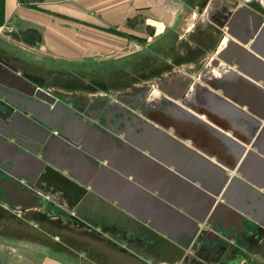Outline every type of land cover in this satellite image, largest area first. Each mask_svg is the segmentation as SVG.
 Returning a JSON list of instances; mask_svg holds the SVG:
<instances>
[{
  "label": "crops",
  "instance_id": "0c3cea01",
  "mask_svg": "<svg viewBox=\"0 0 264 264\" xmlns=\"http://www.w3.org/2000/svg\"><path fill=\"white\" fill-rule=\"evenodd\" d=\"M263 10L264 0H41L32 6L4 0L0 63L36 82L56 102L60 92L66 94L61 106L63 134L83 149L77 167L84 166L82 176L71 173V178L98 204L89 193L93 186L99 196V190L109 193L112 185L114 205L120 195H126L127 206L135 214L148 221L151 217L146 211H153L155 219L160 215L157 220L162 226L156 236L167 238L173 228L185 240L193 226L167 217L166 210L157 209L146 195H140L138 208L133 207L134 188L107 173L105 165L111 163L127 174L128 181L137 178L156 194L165 176L155 172L158 168L145 155L154 154L179 177L197 182L222 176L219 169L229 178L240 176L234 171L228 174L224 162L246 160L248 178L243 181L248 187L237 182L231 187V195L241 204L231 202L236 207L232 209L240 212V218L231 214V225L234 231L237 223L239 230L226 244L240 245L241 255L231 254L229 263L264 264V162L248 154L250 145L244 139L254 131L252 127L249 133V121H259L256 113L264 112ZM21 30L36 32L40 39L25 43L15 38ZM252 31L255 35L249 38ZM24 151L30 152L15 139L0 140V164L16 170L13 174H20L22 183L34 171L31 164L28 169L21 166ZM151 181L159 186L152 188ZM171 187L168 184L166 190L174 195ZM181 188L175 189L181 208L187 206L185 202L198 208L197 196L183 195ZM11 196V202L0 197V212L12 209L24 215L18 209L22 196ZM112 215L115 221L126 223ZM251 217L254 224L246 223ZM6 223L7 216H0V226ZM128 223L139 232L136 247L122 249L118 246L123 244L117 242L111 243L116 248L110 251L86 249L79 254L86 260L79 263L61 254L41 256L34 249L19 252L20 246L9 253L8 235L0 232V264H180L182 254L196 256L197 264H220L216 258L220 251L212 253L210 248L209 253L197 255L191 245L185 251L180 243L169 245L170 260L163 258L160 244L142 242L147 226ZM199 226L209 228L204 222Z\"/></svg>",
  "mask_w": 264,
  "mask_h": 264
},
{
  "label": "flooded vegetation",
  "instance_id": "af4514ba",
  "mask_svg": "<svg viewBox=\"0 0 264 264\" xmlns=\"http://www.w3.org/2000/svg\"><path fill=\"white\" fill-rule=\"evenodd\" d=\"M251 33L254 34L253 31ZM261 34L264 36V32ZM28 81L32 85L36 84V82L30 79ZM19 85L21 86L20 83ZM25 88H28V90L31 89L30 86H26ZM31 97L35 98L34 96H30V98ZM65 98H67L66 94L60 92V101H62V104L66 103ZM8 99H10L12 102H9ZM22 100H24V98L21 95L9 92L8 89L4 88L3 85L0 84V127L5 128L4 124L6 123V117L9 114L14 113V111L18 112L17 117L21 120L22 125L24 122L28 124L27 129H24L22 125L18 126V129L21 130L23 134L18 133L14 128H11L5 129L6 133L3 132L2 136L5 139H15L19 144L22 143L21 145L25 150H29L27 146L34 149L35 151H37V155L46 160V165L42 168L40 174L37 177H26L25 182L23 183L26 187H32L38 190L45 196L46 200L43 205L29 206L22 204L18 209L24 211V216H27L32 220H36L40 224L48 227L50 231L56 232L60 235L62 231L71 232V230L77 228L82 229L87 233L93 234L99 238L108 239L112 243L118 242V240L116 239L118 236L129 238V240L133 242L135 239V235L139 232L135 231V228L131 223H120L118 221H115V217L113 215H109L108 213H106L105 215L100 214V212H104V209L99 210L98 203H96L94 200L91 201L89 199V196H87V194H84L83 192L78 198V189L72 183L68 182L65 178L52 170V168L56 166L61 168L63 174L66 173V175H71V173H75L76 175L78 174L79 176H82L81 174L83 172L82 169H84V166L80 165L81 169H79L81 171L77 169L79 157L76 154L74 147L69 145L63 146V148L61 149L63 156H60L57 151H55L57 146L60 147L61 145L55 140L56 135L60 134L57 130L52 129L50 134L45 137V139L49 140L52 144L50 148L47 149L45 145L38 142L44 138L43 134L39 131V128L36 127V124L34 122L35 118L30 112L26 113L29 117V120L21 115V113L25 111L21 108L23 107ZM28 102H30V100H28ZM256 115L262 124L259 122L258 126L256 127L251 124V121H249L248 131H251L252 127H254V131H251V136H247L245 138L243 137L244 139H247V141H251L252 139H254L256 134L260 133L261 130L262 132L264 131V112L256 113ZM49 122L54 123L52 120H50ZM71 142L74 143L77 147H80L78 143L74 141ZM257 143L264 150V144L261 143V140L257 141ZM243 162L246 165V160H244ZM224 163L227 165L226 171L228 174L233 171L236 174L232 166L237 167L240 165V163H242V161H239L238 163L236 162V160H227ZM245 165L242 167V170L247 174ZM10 169L12 170V173H16V170H13L12 168ZM157 170L158 172L155 171L156 173L161 174V176H165L164 180L162 179V187L159 186L156 181L149 182V185L152 186V188H154L155 186H159L162 190L158 193H161L164 197L171 198L175 202L181 204V201L177 200V198H175V195H172L171 192L166 190L169 184L173 189L181 186V190H186V192H189L190 195L197 196L198 198V208L190 207L186 202L185 204L187 206H184V208L190 210L192 212V215H194L196 218L205 220L204 224L209 228L201 227V237H198L195 240L191 241V243L188 244V247L191 245L193 249L195 248L197 255L209 253L210 248L212 253L214 251H220V254L218 253V257H216L220 264H230L229 262L231 260L229 261V259H231V254H235V257L241 255V253L239 252L240 250H238L240 245H237L236 247L226 245L228 243L227 239L235 234V229L239 230V228L236 227L233 231L222 227V224H224L225 226H231L233 222L232 216L228 214L221 206V202L225 201L222 196H226L227 199L230 200V202H232L233 204H236L238 206L241 205L239 200H236L233 195H231V188H228L232 178H229L228 176L223 178L222 176L217 175L216 177L208 178V182L205 181V178H200L198 182H195H197L198 185L205 184L206 186V188L203 190V194H201L200 192H197L193 188H191L190 185L180 182L179 178H177L173 174H169L165 169H160V171L159 169ZM26 172L30 174L29 171ZM0 177L13 179V175L11 173L3 171L0 172ZM1 180L2 179L0 178V188H2L4 192L0 193V197L3 200H9L11 202L13 198L11 194L7 193L3 189ZM93 187L97 189L96 186ZM207 195L211 196L208 200L205 199ZM201 197H203V199H201ZM146 213H148V215L151 217L148 222H154L156 226H162V224H160L161 222L155 219L153 211H146ZM0 215H7V211L3 210L2 212H0ZM220 218H226V222L223 221L219 223L218 219ZM212 227H215V230H213ZM170 229L171 234L176 236L175 229ZM143 231H145L146 233L141 235L142 242H146L147 246L148 244H150L149 246H151V241L156 242V244H160L162 246V254L164 256L163 258L166 257L170 260L171 257L169 255L171 248L168 245L166 239L161 236H156L152 233H149V231L145 228ZM241 243L242 242H239V244ZM198 245H200L201 248L196 249ZM183 252L184 251L181 249V253ZM175 253L177 257V251H175ZM211 257V260L215 259L213 256ZM178 258L180 257L178 256ZM178 261H182L180 264H197L198 262L196 256L186 255L183 257V254Z\"/></svg>",
  "mask_w": 264,
  "mask_h": 264
},
{
  "label": "water",
  "instance_id": "95a60500",
  "mask_svg": "<svg viewBox=\"0 0 264 264\" xmlns=\"http://www.w3.org/2000/svg\"><path fill=\"white\" fill-rule=\"evenodd\" d=\"M262 13H264V10L262 11ZM254 35L255 34H253V33H249L247 36L250 38L252 36L254 37ZM261 41L263 42V35L262 34H261ZM250 49H255V45H251ZM3 67H4V65H2L0 63V84L3 85L4 88L8 89L9 92L21 95L24 98V100H22L23 107H21V108L25 111H23L22 113L20 112V113H21V115H23L24 118H27L28 120H29V117L26 114L28 112H30L33 115V117L35 118L34 122L36 124V127L39 128V131L43 134V137H44L43 139H41L38 142L45 145L47 149L50 148L52 146V144L49 140H46L45 137L48 134H50V132L53 128H56L60 134L56 135L55 140H56V142H58L61 145H60V147L57 146L55 151H57V153L60 154V156H63L61 149L63 148V146L69 145V146H72L75 148V152L78 156H83V149L77 147L74 143H72L63 134V132H65V130L63 129V125L61 122L63 117H64V110H63V108H61V106L63 105L62 101L59 100L58 102H56V98L54 96H52L49 92L43 90L37 84L32 85L23 76H18L15 73H12L7 67L6 68H3ZM19 83L21 84V86L19 85ZM26 86L27 87L30 86L31 89L28 90L27 88H25ZM30 96H34L35 98H32V97L30 98ZM26 99L30 100V102H28V100H26ZM8 100H9V102H12L10 99H8ZM54 104L56 106H54ZM70 111H73V109L71 108ZM17 114H18V112L14 111V113H11L6 117V119H5L6 123L4 124L5 128L0 127V140L3 138V136H2L3 132L6 133L5 129L14 128L16 130V132L23 134L22 131L18 129V126L22 125V122L17 117ZM50 120H52L54 123H50L49 122ZM251 122H253L254 126L257 127L258 123L260 121H251ZM27 125L28 124L26 122H24L22 127L24 129H27L28 128ZM263 132L261 130L260 133H257L255 140L253 142L246 140L247 143H249V145H250V148H249L250 150H249L248 154L250 156L251 155L256 156L257 158L262 160V162H264V150L260 147V145L257 143V141H259V140L262 141V139L264 140V133ZM256 138H257V140H256ZM121 142H123V140H121ZM20 144H22V143H20ZM27 148L30 150L29 153H27L25 151L21 152V158H22L21 159V166L22 167L25 166L24 168L28 169L26 166L28 164L29 165L31 164L34 171L30 175L37 177L40 174V171L42 170V168L45 167L46 160L36 156L37 151H35L34 149H32L28 146H27ZM254 148L257 149V152L253 151ZM133 149H134V151L137 152L139 148L135 147ZM243 149H244V147H241V150H243ZM260 155H263V157H261ZM145 157H147L151 160V164L153 167H156L158 169H165L169 174H173L174 176L179 178L180 182L190 185L191 188H193L197 192H200L201 194H203V190L206 188L205 184L197 185V184H194L196 182L193 179H190L188 177H183V176L179 177L178 172L175 169L169 168L170 166L167 163L160 161L158 159V157L155 156L154 154H149L148 156L145 155L144 158ZM29 160H31L30 163H29ZM244 165H245V163L242 162L239 166H237V164H236L237 167L232 166V168H234V170L236 172L235 175L239 174L240 176H233V178H232V180L228 186L229 189L236 182L243 184L244 186L248 185V184L244 183V181H243V178L244 179L248 178L242 170V167ZM103 169L106 170L107 173L112 174L118 181L125 182L127 184L132 185V187L135 190L134 191V197L132 199L133 200V204H132L133 207L138 208L140 205V201H141L139 198L140 195H146L150 198V201H151L153 206H155L159 210L160 209L166 210L165 212L168 214L167 217H169L171 219L177 218L180 222L190 223L193 226V229L191 230V232L184 235L185 240L181 239L182 235L174 236L172 234H169V236L167 238H165L168 245L173 246V243H180L182 245L183 249L185 250V249H187L188 244L191 243V241L195 240L198 237H201L200 233L202 230H201V226H199V223H203L205 220L196 218L194 215H192L191 211H189L188 209H186L184 207L182 209L180 204L175 202L173 199L164 197L161 193L155 194L153 189H149L150 191H147V189H146L147 187H145L143 184H141L139 179L133 178L132 181H128L127 180V174L119 171V169H117V168H114L111 163H108L107 165H105V167H103ZM52 170L54 172L58 173L63 178H65L68 182L72 183L78 189V194L80 192L79 195H81L82 192L85 191V188L79 183L78 180H73L70 175L63 174L60 167L55 166L52 168ZM1 171L9 172L13 175V179L0 177L2 179L1 180L2 187L7 193H9V194L19 193L20 196H22L23 204H25V205H29V206L43 205V203L46 200L45 196L43 194H41L35 188L26 187L20 181V174L14 175L12 173V170L9 168V166L6 163L0 164V172ZM219 171L222 173V177L225 178L226 177L225 171L223 169L222 170L219 169L218 172ZM155 179L158 180L159 176H155ZM253 181L251 184L256 186V183ZM175 189L172 190V193L174 195H175ZM108 191H109V193H103L102 191L99 190V196H98V194L95 191V188L93 187L91 192H89L92 194V197L95 200H99V207H103L104 209H106L108 211V212H104V213H108L109 215H111V214L117 215L118 217H120L121 221H124L126 223L135 222L137 224H140V223L145 224L147 226L146 229L149 231V233L156 234L157 232H159V227L156 226V224L154 222H148V219L145 216H140L138 214H135L134 212H132L128 208L127 205L129 204V199L127 198L126 195H120V197H118L119 203L117 205H114L112 203V201L114 200L113 196L115 195V194H113V192H115L114 187L112 185L109 186ZM181 192L183 195L184 194L187 195V192H183L182 190H181ZM79 195H77V196L79 197ZM210 197L211 196L207 195L205 199L208 200ZM222 198L225 200V201L221 202V206L223 208H226L224 210H227L228 212H230L228 214H230V215L233 214V215H236L240 218V212H237L235 210L236 207L231 205L232 203L230 202V200H228L227 197L224 195L222 196ZM232 208H235V209H232ZM159 217H161V216L158 215L157 219H160ZM252 220H255V219L253 217H251V219H248L246 223L254 224V222ZM223 221L226 222V218L218 219L219 223L223 222ZM244 222H245V220H244ZM244 222L242 223V226L239 225L242 229L244 226ZM222 227L225 229L233 230L232 225L231 226H229V225L225 226L224 224H222ZM236 227L238 228L237 224H236ZM212 229L215 230V227H212ZM257 229L259 230V227H257Z\"/></svg>",
  "mask_w": 264,
  "mask_h": 264
},
{
  "label": "rangeland",
  "instance_id": "374dc122",
  "mask_svg": "<svg viewBox=\"0 0 264 264\" xmlns=\"http://www.w3.org/2000/svg\"><path fill=\"white\" fill-rule=\"evenodd\" d=\"M2 21L4 20L2 19ZM14 23L15 20H13L12 24ZM17 37L22 38L25 43H29V41L35 42L40 39L36 32H31L30 30L28 32L21 30V32L18 33V36H15V38ZM56 83H60L61 85L62 81L57 79ZM0 216H2V218L7 216L6 226H0V232L7 233L8 235L9 240L7 244L9 253L12 249L20 246L18 248L19 252L27 253L29 252L28 250L34 249L39 250L41 256L44 253L55 255L61 254L79 263L86 260L85 257L79 255L86 249H102L104 251H110L112 248H116L111 244V241L103 242L102 238L87 233L82 229L75 228L71 230V232L62 231L61 235L57 234L56 232L50 231L45 225H42L27 216L21 215V213L14 212L12 209L7 210V215ZM116 239L123 244V246H118L119 248L125 249L126 247H136L135 241L131 242L129 238L118 236ZM87 258L93 261L99 260V257L95 256H87ZM103 263L107 264L106 262Z\"/></svg>",
  "mask_w": 264,
  "mask_h": 264
},
{
  "label": "trees",
  "instance_id": "16d2710c",
  "mask_svg": "<svg viewBox=\"0 0 264 264\" xmlns=\"http://www.w3.org/2000/svg\"><path fill=\"white\" fill-rule=\"evenodd\" d=\"M22 4L27 6H32L38 3L41 0H19ZM2 19L4 20V0H0V23H2ZM29 43H31L29 41Z\"/></svg>",
  "mask_w": 264,
  "mask_h": 264
},
{
  "label": "bare ground",
  "instance_id": "6f19581e",
  "mask_svg": "<svg viewBox=\"0 0 264 264\" xmlns=\"http://www.w3.org/2000/svg\"><path fill=\"white\" fill-rule=\"evenodd\" d=\"M224 48V47H223ZM28 89V88H27Z\"/></svg>",
  "mask_w": 264,
  "mask_h": 264
}]
</instances>
